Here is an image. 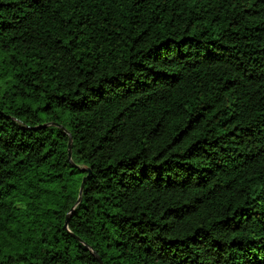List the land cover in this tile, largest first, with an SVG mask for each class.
<instances>
[{"label": "trees", "instance_id": "trees-1", "mask_svg": "<svg viewBox=\"0 0 264 264\" xmlns=\"http://www.w3.org/2000/svg\"><path fill=\"white\" fill-rule=\"evenodd\" d=\"M101 262L264 264V0H0V264Z\"/></svg>", "mask_w": 264, "mask_h": 264}, {"label": "water", "instance_id": "water-1", "mask_svg": "<svg viewBox=\"0 0 264 264\" xmlns=\"http://www.w3.org/2000/svg\"><path fill=\"white\" fill-rule=\"evenodd\" d=\"M69 157L71 158L72 156V138L70 137V142H69ZM89 174L83 179L82 184H81V189H80V193L83 191V188L85 186V183L87 181ZM81 199V196L79 197V200ZM68 225V220L66 221V226ZM102 263V262H101ZM103 264V263H102Z\"/></svg>", "mask_w": 264, "mask_h": 264}]
</instances>
